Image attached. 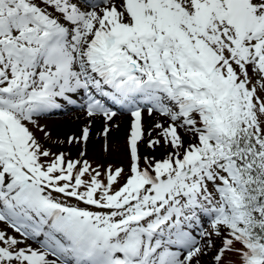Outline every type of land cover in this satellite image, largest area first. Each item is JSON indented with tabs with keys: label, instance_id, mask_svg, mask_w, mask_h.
Segmentation results:
<instances>
[{
	"label": "snow or ice",
	"instance_id": "obj_1",
	"mask_svg": "<svg viewBox=\"0 0 264 264\" xmlns=\"http://www.w3.org/2000/svg\"><path fill=\"white\" fill-rule=\"evenodd\" d=\"M0 264H264V0H0Z\"/></svg>",
	"mask_w": 264,
	"mask_h": 264
},
{
	"label": "bare ground",
	"instance_id": "obj_2",
	"mask_svg": "<svg viewBox=\"0 0 264 264\" xmlns=\"http://www.w3.org/2000/svg\"><path fill=\"white\" fill-rule=\"evenodd\" d=\"M69 116H68V115ZM67 115V118H63L62 116ZM80 116V119L76 117ZM117 122L120 124V129L118 131H113L112 136L118 137L120 141V145L124 146L126 144V138L130 129V117L129 115H125L117 119ZM49 130L52 132L53 137L63 138L65 135L78 132L79 128L84 123L83 116L79 113V110L76 108L68 107L63 112L53 114L47 121ZM146 126H150L152 121L145 117ZM100 131V125L97 123L93 127V136L89 144V154H101L103 153V140L101 137L97 135ZM119 145V146H120ZM115 147V146H113ZM141 145V152L146 150V148H142Z\"/></svg>",
	"mask_w": 264,
	"mask_h": 264
},
{
	"label": "rangeland",
	"instance_id": "obj_3",
	"mask_svg": "<svg viewBox=\"0 0 264 264\" xmlns=\"http://www.w3.org/2000/svg\"><path fill=\"white\" fill-rule=\"evenodd\" d=\"M67 115H64L62 117L67 118L69 116V115L68 116ZM123 115H126V114H123ZM120 117H123V116L118 115V117L116 118V121ZM142 148L144 149L145 147L143 146ZM53 150L55 151L56 149L54 148ZM145 151L146 150H144L142 152V154H147ZM157 155H159V154L157 153ZM88 158L90 161L93 162L94 165L100 164V163H103V164L112 163L115 166H123V167L127 168L128 164H129V159H128V155H127V151H126V144L124 146L120 145L118 152L116 151L115 147H113L111 152H107V153L103 152L101 154H89ZM9 231H11V230H9Z\"/></svg>",
	"mask_w": 264,
	"mask_h": 264
}]
</instances>
